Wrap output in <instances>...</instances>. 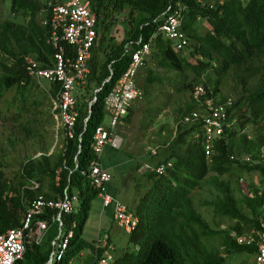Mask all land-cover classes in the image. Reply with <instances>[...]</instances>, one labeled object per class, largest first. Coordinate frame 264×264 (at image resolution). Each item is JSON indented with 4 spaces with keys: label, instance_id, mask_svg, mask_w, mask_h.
Segmentation results:
<instances>
[{
    "label": "trees",
    "instance_id": "trees-1",
    "mask_svg": "<svg viewBox=\"0 0 264 264\" xmlns=\"http://www.w3.org/2000/svg\"><path fill=\"white\" fill-rule=\"evenodd\" d=\"M170 1L173 0H87L95 15V36L87 78L75 91L77 113L73 134L67 137L59 128V145L42 150L38 156L25 158L15 182L5 178L0 168V231L19 223L25 205L36 194L45 198H57L63 191L74 194L71 210L60 213L61 229L69 227L72 221L74 225L59 264H94L93 240L80 237L90 200L97 194L88 176L90 160L98 158L91 148L93 127L102 122L106 113L103 97L128 62L124 44L138 36L146 40L156 30ZM180 1L186 5L180 28L187 37V44L174 49L168 38L156 32L149 44V58H154L157 66L174 72L179 78L177 89L190 90L194 83L201 82L213 94L218 90L220 78L230 69L237 87L233 89L232 108L244 105L250 112L237 113L235 121L239 128L230 129L226 136L218 138L209 158L202 152L200 122L176 120L173 135L162 146L160 156L151 161L170 160V165L160 174L144 172L150 184L137 198L133 210L137 220L127 232V241L134 248L115 255L110 264H225V255L254 253L253 243H237L234 234L257 227L259 218L264 221V189L248 184L237 199L229 185V174L234 169L261 172L260 184H263L264 160L241 163L227 156L231 151H245L255 158L264 145V135H248L242 130L246 123L256 124L257 117L264 118V0ZM8 11L0 20V94L13 87L15 90L7 106L13 105L15 111L20 112L16 109L18 95L25 94L30 104L44 101L36 96L38 82L27 73L23 58L29 54L42 64H48L52 47L45 40L47 25L41 23L45 16L43 0H8ZM199 19L208 24L203 32L198 30ZM119 22L122 36L116 39L111 29ZM210 68L214 75L200 80L198 77ZM189 73L191 80L186 79ZM143 80L144 91L147 82L160 80V77L148 68ZM56 89V82H48L50 104ZM192 107L189 99L178 109L179 115ZM129 110L128 107L124 119ZM45 118L54 123L52 111ZM209 172H212L209 180L217 194L208 203L215 214L233 219L229 229L209 228L193 206L191 191ZM223 174L227 176L221 177ZM30 179L37 182L35 187L30 186ZM55 212V208L43 209L39 216L46 219L47 227L42 237L37 242H26L22 256L13 264L44 263L50 240L58 231L57 221L51 219ZM217 231L221 232L222 253L215 247L207 248L202 240L203 236ZM83 247L88 250L86 255L74 263L70 258Z\"/></svg>",
    "mask_w": 264,
    "mask_h": 264
},
{
    "label": "built area",
    "instance_id": "built-area-1",
    "mask_svg": "<svg viewBox=\"0 0 264 264\" xmlns=\"http://www.w3.org/2000/svg\"><path fill=\"white\" fill-rule=\"evenodd\" d=\"M185 8V3L180 0L168 2L156 30L146 40L138 36L134 41L128 40L124 44L123 52L128 54V62L103 97V106L108 115L107 123L95 124L91 135V148L97 157L105 143L118 147L121 142V136L114 131V128L127 113L131 101L142 95L136 83V76L138 69L145 64L149 44L155 33L159 32L168 38L174 49H181L187 44V37L180 28ZM43 12L45 16L41 19V23L47 25L45 40L52 47L50 62L42 64L28 54L23 58L24 65L27 73L36 81L45 79L47 82L57 83L55 95L51 98L54 126L56 129L62 128L63 134L71 137L77 113L75 91L85 82L89 72L88 58L95 36V15L90 10L87 0H43ZM189 99L193 107L182 114L179 121L200 122L201 148L204 156L209 158L214 142L226 136L230 129L236 128L235 120L231 115L233 99L229 95L219 99L201 82L192 85ZM148 152L154 154L156 147L149 146ZM227 156L230 160L241 163L259 162L264 160V145L260 147L258 157L255 158L245 151H231ZM169 165L170 160L158 163L145 162L137 169L160 174ZM88 176L97 188L101 206L109 207L112 220L124 231H130L136 223L137 216L107 190L110 174L100 164L98 158L90 160ZM238 180L241 181L242 177L239 176ZM29 181L31 187L37 185L35 180ZM263 184L257 185L261 188ZM74 199V194L68 195L64 191L57 198H45L40 193L32 197L25 205L19 223L0 231V264H13L22 256L26 242L40 240L47 227L46 219L39 216L45 207L57 209V212L51 215V219L57 221L58 231L50 240L51 247L42 264H59L68 239L73 233L74 225L72 221L69 227L61 229L60 213L69 212ZM258 221L257 227L234 234L237 243L254 244L252 264H264V221L261 218ZM93 249L94 264H110L114 260V246L107 230L99 224L93 240Z\"/></svg>",
    "mask_w": 264,
    "mask_h": 264
},
{
    "label": "rangeland",
    "instance_id": "rangeland-1",
    "mask_svg": "<svg viewBox=\"0 0 264 264\" xmlns=\"http://www.w3.org/2000/svg\"><path fill=\"white\" fill-rule=\"evenodd\" d=\"M8 13V0H0V20L6 17ZM207 27L208 24L204 19L198 20L199 32H203ZM111 34L116 39L122 36V24L120 22L112 27ZM146 58L145 64L138 69L136 76V83L140 87L142 95L131 101L127 119L122 117L114 128V131L121 136V142L118 147L105 143L98 154V160L110 174L109 191H115L118 184H123L128 191L125 195L117 193V196L128 207H131L132 209H129L132 211L136 196L141 195L150 182V178L144 172L139 171L137 167L145 162L153 163L151 162L152 159L160 156L162 146L173 135L176 120L180 116L178 109L183 108L189 100L190 93L188 89H177L179 78L174 75L172 70L157 66L154 63V58H149L148 55ZM148 68L152 69L153 73L160 77V80L147 82L143 91V79ZM213 75V69L210 68L198 78L204 81ZM186 79L191 80L190 73ZM37 82L36 96L44 101H41L40 104H30V99L25 94L18 95L19 101L16 109L21 110L18 111L19 113L15 111L13 105L7 106V102L11 99L15 89L10 87L0 94V168L4 177L10 182L19 179L20 164L25 158L38 156L42 150H50L52 146H58L61 141L60 129H56L50 118H45L52 108V104L47 99L48 82L45 79H39ZM235 88L237 87L229 69L220 78L215 96L229 95L234 99L235 92L233 89ZM238 112L249 113L250 111L244 105L232 108L231 115L234 120ZM107 120L108 115L105 113L102 123L106 124ZM235 126L236 129L239 128L236 121ZM242 130L248 135L259 133L264 135V118L257 117L256 124L248 122ZM149 146L156 147V153L153 156H150L148 152ZM211 173L209 172L205 176L199 186L192 189L193 206L206 221L209 228L214 230L229 229L233 219L215 214L208 203L217 194L215 186L209 180ZM226 176V174L221 175L223 178ZM239 176L242 177L241 181L238 180ZM261 176V172L255 169L232 170L229 174V185L233 194L239 199L241 194L246 191L248 184L260 185ZM261 186L264 189V184ZM128 192L130 193L129 196ZM98 200L97 195L90 200L87 214L81 225L80 237L86 241L94 240L96 235L99 218ZM104 209L107 212V219H109V209L107 207ZM112 227L114 229L112 237L114 256L125 250H132L134 246L127 241V232L115 222ZM220 238L221 232L217 231L203 236L202 240L207 248L215 247L222 253ZM82 249L87 250L86 247ZM251 256H253L252 253L246 252L225 255L224 263L248 264ZM73 262L77 263L76 260Z\"/></svg>",
    "mask_w": 264,
    "mask_h": 264
},
{
    "label": "crops",
    "instance_id": "crops-1",
    "mask_svg": "<svg viewBox=\"0 0 264 264\" xmlns=\"http://www.w3.org/2000/svg\"><path fill=\"white\" fill-rule=\"evenodd\" d=\"M100 162V161H99ZM101 164V163H100ZM102 165V164H101ZM103 166V165H102ZM104 167V166H103ZM110 180V179H109ZM108 184H109V181L107 182V185H106V187H107V190L109 191V186H108ZM149 184H150V182H149ZM126 191H128V190H126L125 188H124V185L123 184H118L116 187H115V191H109L112 195H114V196H116L117 198H118V196H117V193H121V194H123V195H125L126 194ZM116 192V193H115ZM129 192H128V196H129ZM97 195V194H96ZM97 197H98V208H99V218H98V224L102 227V228H104V229H106L107 230V232H108V234H109V238H110V241L111 242H113V240H112V237H113V227H112V225H113V223H114V221L112 220V218H111V211H110V208L109 207H107L109 210H108V214H109V219H107V212L105 211V209H104V207H102L101 206V204H100V198H99V196L97 195ZM137 198H138V196H136V200H134V202H133V205L132 206H135V204H136V201H137ZM125 204V203H124ZM127 207H128V205L127 204H125ZM128 208H131V207H128ZM132 209V208H131ZM116 224V223H115ZM113 244V243H112ZM87 251L88 250H84V249H80L78 252H77V254L76 255H74L73 256V258H70L72 261H74V260H76L77 262H79L80 260H81V258L82 257H84L85 255H86V253H87ZM252 261H253V256H251V259H250V262H249V264H252Z\"/></svg>",
    "mask_w": 264,
    "mask_h": 264
},
{
    "label": "water",
    "instance_id": "water-1",
    "mask_svg": "<svg viewBox=\"0 0 264 264\" xmlns=\"http://www.w3.org/2000/svg\"><path fill=\"white\" fill-rule=\"evenodd\" d=\"M92 99H94V97H92ZM92 99H91V100H92ZM91 100H90V101H91ZM90 101H89L88 103H90ZM88 111H90V108H88ZM87 116H88V114L86 115L85 119L87 118Z\"/></svg>",
    "mask_w": 264,
    "mask_h": 264
}]
</instances>
